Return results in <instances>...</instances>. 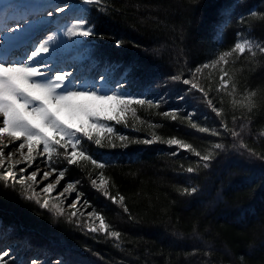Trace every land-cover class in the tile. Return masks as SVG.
<instances>
[{
    "label": "trees",
    "instance_id": "1",
    "mask_svg": "<svg viewBox=\"0 0 264 264\" xmlns=\"http://www.w3.org/2000/svg\"><path fill=\"white\" fill-rule=\"evenodd\" d=\"M5 2L9 7L2 8ZM53 3L63 5L66 13H53L46 20L51 23L45 21L37 31H7V26L15 28L18 21L23 23L22 15L27 20L45 15ZM104 3L108 5L106 15L82 0H46L40 4L0 0V29L5 28L0 44L7 49L18 47L25 56L38 40L56 33L51 63L72 71L80 82H95L100 87L99 76L105 75V90L123 82V90L143 93L157 102L163 99L159 108L138 107L139 120L129 116L128 126L109 122L116 147L108 146L107 139L102 140L103 147L85 143L90 153L106 162L103 172L110 195H123L128 213L91 186V179L99 182L100 169L90 164L83 168L69 166L65 175L66 181L80 182L77 188L84 193L82 201L87 199L113 230L121 232L120 247H116L115 238L89 233L75 223V218L70 221L67 213L73 210L64 209L66 214L58 217L23 199L18 185L6 187L0 181V254L8 253L4 257L7 264H31L33 260L37 264H56L57 260L64 264H264V54L257 52L251 58L246 52L234 65L225 66L236 72L237 90L232 95L217 93L218 69L198 74L214 105L223 108L222 119L228 127L240 131L241 124L245 125L239 137L233 138L230 133L211 135L212 129L220 130L219 118L199 101L198 93L188 94V86L170 79L181 70L183 78H188L189 69L229 50L238 39L237 33L242 34L240 38L264 43V20L259 19L264 17V0ZM253 11L256 17L250 15ZM76 16L95 21L96 30L106 38L64 36L63 31ZM218 24L222 26L219 47ZM113 36L123 38L124 45L114 47ZM129 64L136 65L132 75ZM251 90L257 91L253 98L257 106L247 113L238 105ZM179 95L185 99L180 100ZM169 109H180L176 121L160 115ZM189 113L198 127H208L210 132L192 129ZM233 116L237 117L235 124ZM153 132L162 139H184L202 154L212 151L216 142L226 148L217 151L216 159L204 169L202 163L197 165L198 158L184 151L172 156L175 149L165 144L135 142L149 138ZM121 134L130 138L125 146L116 138ZM35 162L42 163L41 158ZM53 166L66 167L61 162ZM189 166L198 171L186 173ZM185 187H196L197 191L183 194Z\"/></svg>",
    "mask_w": 264,
    "mask_h": 264
},
{
    "label": "snow or ice",
    "instance_id": "2",
    "mask_svg": "<svg viewBox=\"0 0 264 264\" xmlns=\"http://www.w3.org/2000/svg\"><path fill=\"white\" fill-rule=\"evenodd\" d=\"M67 2L68 0H64V3ZM82 3L94 6L96 11L101 14H108V5L104 3V0H82ZM7 7L9 5L5 2L2 8ZM72 7L74 5L70 6L67 11H71ZM53 13H66V9L61 4L53 3L52 10L47 15L52 16ZM250 15L256 17L257 14L253 11ZM22 19L23 23L18 22L15 28L9 27L7 31L18 32L26 26H30L26 18ZM240 19L242 21L243 17ZM259 19L264 20V17H259ZM46 23H51V21H46ZM216 30L217 46L219 47L222 40V26L216 25ZM63 35L81 40H103L106 38L96 30L95 21L85 16L74 17L63 31ZM241 36V33H237L238 39L229 50L220 51L210 61L189 69L188 78H183V70L170 77L171 81L181 82L188 86L185 89L188 94L198 93L199 101L209 107L215 118H219L220 130L215 128L211 130V135L216 137L221 136L222 133H230L233 138L239 137L245 125L241 124L240 131L228 127L222 119L223 108L214 105L213 99L209 98V91L200 82L198 74H202L206 69H218L217 93L226 92L228 95L235 93L237 90V83L234 79L236 72L225 66L234 65L246 52L250 54L251 58H255L257 52L264 54V43L258 42L255 38H240ZM110 38L114 40V47L119 48L125 43L123 38L116 36ZM12 39H16V37H12ZM56 40V33L47 36L46 39L38 40L35 46L31 47L21 59L0 57V118H2L0 119V170H2L0 171V181L5 182L6 187L16 188L18 185L19 195L23 199L35 202L42 209L48 210L58 217L66 214L63 207L65 200L71 198L72 193H76L69 205L73 211L67 213L68 219L71 221L75 218V223L89 233L115 238L116 247L119 248L121 232L113 230L106 223L102 212L98 211L87 199L82 201L84 193L77 188L79 181L65 182L64 187L55 197L52 196V193L65 179L69 166L83 168L90 164L94 169L101 170L99 182L97 179H91V186L112 203L120 205L125 213H128L129 209L124 204L125 197L110 195L108 181L103 172L106 162H101L93 153H90L85 143L103 147L102 140L107 139L108 146L116 147V144L113 143L114 128L110 126L109 122L114 121L118 125L128 126L129 116L133 120H139L137 117L138 107L159 108L164 101L161 99L157 102L146 98L143 93L134 94L123 90V82H119L111 90H105L103 87V83L107 80L105 75L99 76L100 87H97L95 82L91 85L80 82L79 77L72 71L51 63L53 59L51 53L55 51L51 45ZM128 67L130 75L137 70L135 64H129ZM229 85H231V90H229ZM256 96V90L248 91L244 102L238 106L241 109H246L247 113H252L257 106L253 100ZM178 98L184 100L185 96L179 95ZM232 103L233 107L237 106L235 100ZM179 111L180 109H169L160 115L176 121ZM62 116L65 118L62 119ZM187 119L192 129L200 133L210 132L208 127H198L197 123L192 121V113L188 114ZM236 120L237 117L233 116V124ZM153 127L157 126L153 125ZM6 138L8 143H4ZM116 138L121 141V146H125L130 139L123 134ZM16 141L21 142L6 157L4 149ZM135 142L145 145L156 142L165 144L175 149L171 153L172 156H178L181 151H184L186 155H194L198 158L197 165L202 163L204 169H208L211 162L216 159L217 151H223L226 148L224 143L216 142L212 145V151L202 154L192 143L185 142L184 139L174 136L162 139L155 132L149 138ZM241 147L246 148L247 146L242 144ZM233 148H236L235 144H233ZM25 149H27L26 152ZM17 153H19L20 159L13 161L12 158ZM250 154L255 155L251 152ZM37 157L41 158V162L49 170L43 171L40 180L37 179L41 172L38 165L28 175H21L32 167ZM57 162L64 163L66 167L58 169L53 166ZM22 163L26 164V167L17 171V166ZM185 171L192 174L197 172L198 168L189 166ZM53 174H56L57 178L40 189V192L44 194V198L41 199L37 188L43 181L50 180ZM18 175L19 179H17ZM196 191V187L182 189L183 194H194ZM78 204L81 205L80 208L77 207ZM88 208H92V211L88 212ZM7 255L6 251L0 254V264H7L4 260ZM31 264H37V261L33 260ZM56 264H64V262L57 260Z\"/></svg>",
    "mask_w": 264,
    "mask_h": 264
},
{
    "label": "rangeland",
    "instance_id": "3",
    "mask_svg": "<svg viewBox=\"0 0 264 264\" xmlns=\"http://www.w3.org/2000/svg\"><path fill=\"white\" fill-rule=\"evenodd\" d=\"M24 1H27V2H42V1H46V0H24ZM49 11L46 12L45 15L43 16H39V18L37 19H34V20H29V25L30 26H26V29H29V30H36L38 29L39 27L43 26L44 22L50 17L47 15ZM2 119V118H0ZM21 141H16L14 143H11L8 145L7 148L4 149L5 151V156L7 157L8 156V153L12 150H14L16 148V146L20 143ZM4 143H8V139L6 138L4 140ZM27 151V149H25V152ZM13 161L15 160H18L20 159V156H19V153H17L13 158ZM7 163V161H6ZM37 165L39 166V168L41 169V172L40 174L38 175L37 179L40 180L41 176H42V173L43 171H47L49 170L43 163H40V162H34L32 167L31 168H28L27 169V172L25 173H22L21 175H28L31 171H33L34 169H36ZM26 167V164H19L17 166V171H19L20 168H25ZM57 178L56 174H53L51 177H50V180L48 181H43L42 183L39 184L38 188H37V191L39 192L40 196L44 198V194L42 192H40V189H42L47 183L51 182V181H54L55 179ZM17 179H19V175L17 176ZM65 182H67L66 180H62L61 181V184L57 187V189L55 190V192L52 193V196L55 197L61 190L62 188L64 187L65 185ZM67 196V194H65ZM76 196V193H72V197L69 198V199H66L65 200V203L63 205L64 209H71L73 210L72 208L69 207V205L72 203V200L75 198ZM63 199V198H62ZM78 208L81 207V205H77ZM83 210V209H82ZM3 254V252L1 253Z\"/></svg>",
    "mask_w": 264,
    "mask_h": 264
}]
</instances>
